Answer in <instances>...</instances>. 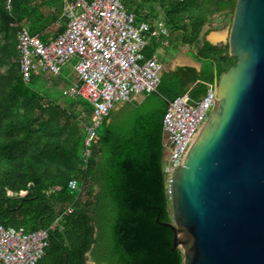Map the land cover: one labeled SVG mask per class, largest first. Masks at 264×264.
<instances>
[{
    "label": "trees",
    "instance_id": "1",
    "mask_svg": "<svg viewBox=\"0 0 264 264\" xmlns=\"http://www.w3.org/2000/svg\"><path fill=\"white\" fill-rule=\"evenodd\" d=\"M135 1L121 0L137 20H145ZM154 1L169 31L168 50L186 47L201 67L162 70L156 91L110 110L92 145L85 195L74 212L50 228L73 198L66 184L78 170L91 109L82 101L80 112L71 110L74 100L58 102L37 86L34 73L24 79L20 72L19 26L46 33L62 17L63 0H0V69L9 65L0 70V223L49 230L37 264H86L87 252L96 264H182L172 230L159 223L171 220L162 168V117L170 100L182 93L201 97L215 76L235 64L226 45L204 39L195 50L194 43L215 16L232 13L236 0ZM144 54L150 56L152 50ZM55 184L62 185L61 191L47 196L44 191Z\"/></svg>",
    "mask_w": 264,
    "mask_h": 264
},
{
    "label": "water",
    "instance_id": "2",
    "mask_svg": "<svg viewBox=\"0 0 264 264\" xmlns=\"http://www.w3.org/2000/svg\"><path fill=\"white\" fill-rule=\"evenodd\" d=\"M231 15L236 62L214 78L211 110L170 174L171 220L159 222L182 264H264V0H236Z\"/></svg>",
    "mask_w": 264,
    "mask_h": 264
},
{
    "label": "built area",
    "instance_id": "3",
    "mask_svg": "<svg viewBox=\"0 0 264 264\" xmlns=\"http://www.w3.org/2000/svg\"><path fill=\"white\" fill-rule=\"evenodd\" d=\"M63 2L65 27L54 38L44 41L24 25L16 32L22 77L28 79L38 66L58 74L63 63L75 58L79 83L73 89L75 95L91 107V114L84 123L78 170L66 184L73 198L57 214L50 228L58 226L65 215L74 212L77 201L86 193L85 171L104 118L116 104L138 101V96L156 91L164 69L155 55L144 54L148 21L137 20L121 0ZM6 6L10 8L9 2ZM214 97L215 89L211 86L199 98L182 93L167 103L162 117L168 140L163 160L170 168L169 175L165 176L167 188L172 169L183 163L211 110ZM164 142L165 139L163 146ZM61 189L62 185L55 184L44 192L52 197ZM25 193L24 190L20 195ZM48 235L47 228L26 230L0 223V264H37L44 255Z\"/></svg>",
    "mask_w": 264,
    "mask_h": 264
},
{
    "label": "crops",
    "instance_id": "4",
    "mask_svg": "<svg viewBox=\"0 0 264 264\" xmlns=\"http://www.w3.org/2000/svg\"><path fill=\"white\" fill-rule=\"evenodd\" d=\"M215 17L220 18L221 19L220 21H222V20H224V18H227V15H218ZM65 23H66L65 17L62 15V17L60 18L58 23L53 25V26H50L47 29L46 33H44V34L36 33V34H38L40 36V38L43 36L44 41H49L50 39L54 38L59 32H61L63 30V28L65 27ZM148 24H149L148 31L146 32V37H147L148 42H147L145 53H147L149 50H152L151 55L157 56L156 53L160 52L161 60H163L164 58L167 60H171L173 57H175V55H174L175 53H172L170 50H168L169 45L166 43L167 40L170 38L169 33H168L169 31L167 32L168 29L164 28L166 34H163V32H161L162 29L159 26H157L156 23L148 21ZM228 25H229V23L227 24V27H228ZM24 26H26L28 28L27 25H24ZM210 37H211L210 38L211 40L212 39H214V40L219 39L220 37H222V32L212 33L210 35ZM203 40H204L203 38L200 41H199V39L196 40L198 43L196 44V46L194 43V49L195 50H198L201 47ZM177 54L180 55V57L170 65L169 68L171 70L174 69L176 66H194L196 69H200L201 62L195 60L191 55H189L184 46L180 47V52H178ZM75 63H76L75 58H71L70 60L66 61L65 63L62 64L61 70L58 74L50 73L47 70H45L44 68H42L41 66H39L37 68L38 70L35 69V71L33 72L38 78L37 83H36L37 86L41 87L42 91L44 93L50 94L51 97L54 95L53 90H52V86H51L52 83H55V84L58 83V85L60 87H64V90L66 88V89L71 91L74 88V86H76L79 83L77 78H76V74H75ZM169 68H166V69H169ZM64 97H65V99H66V97H68V98H71L72 100H74L75 102L77 101L76 99H74L70 95L66 96V94H65ZM77 98H78V102L81 105V102L84 100L82 98H80L79 96H77ZM122 103L116 104L114 108L118 107ZM80 107L81 108L78 109L77 112L81 111L82 106H80ZM90 109H91V107H90Z\"/></svg>",
    "mask_w": 264,
    "mask_h": 264
},
{
    "label": "rangeland",
    "instance_id": "5",
    "mask_svg": "<svg viewBox=\"0 0 264 264\" xmlns=\"http://www.w3.org/2000/svg\"><path fill=\"white\" fill-rule=\"evenodd\" d=\"M136 3L141 4L139 6H141V13L142 15H144L146 17V21H149V22H153V23H156L157 26H159L163 32V34H166L165 33V29L166 26H164V21H163V14L159 8V5H158V2L157 1H154V0H136L135 1ZM135 4V3H134ZM127 9V7H125ZM129 10H132V8H128ZM221 19L218 18V17H215L213 18L210 22L207 23L206 25V29L207 32L204 34H202L198 39L199 41L203 38L205 39L206 37L207 38H210V35L212 33H217V32H222V37H220L219 39H212L214 42H217L219 44H222V45H226L224 44V40L226 39V35H227V30L229 28V25H230V22H231V13L230 14H227V18H224V20L220 21ZM230 20V21H229ZM229 23L228 27H227V24ZM168 32V30H167ZM197 39V40H198ZM198 42L196 41L195 42V46ZM186 48V47H185ZM171 51V50H170ZM180 52V51H178ZM178 52H175V57H173L171 60H167V59H163L161 60V54L160 52H157L156 53V57H157V60L159 61L160 65L164 68H169L170 65L175 61L177 60L180 55H178L177 53ZM160 59V60H159ZM39 67V66H38ZM9 68V65H6V66H3L1 67V71L3 70H7ZM36 70L37 67H36ZM44 73V72H43ZM39 76V75H38ZM52 90H53V98H55L57 96V99L58 102L60 103H63L64 104V101H65V97L64 95L66 94V96L70 95L71 97H73L74 99H76L77 101L75 102V104L73 106L70 107L71 110H74L77 112L78 109H80L81 105L80 103L78 102V98L77 96L75 95V91L74 89H72L71 91L66 89L64 90V87H60L57 84L55 83H52ZM142 97L141 96H138L137 97V100H141ZM66 105V104H65ZM115 107V106H114ZM113 107V108H114ZM77 108V109H76ZM162 168H163V171H164V174L165 176H168L169 175V171H170V168L167 166V163L165 162V160L162 161ZM26 191V190H25ZM169 211H170V214H171V208H170V205H169ZM87 264H93V262L88 258L87 261H86Z\"/></svg>",
    "mask_w": 264,
    "mask_h": 264
},
{
    "label": "flooded vegetation",
    "instance_id": "6",
    "mask_svg": "<svg viewBox=\"0 0 264 264\" xmlns=\"http://www.w3.org/2000/svg\"><path fill=\"white\" fill-rule=\"evenodd\" d=\"M90 256H91V255L89 254L88 258L93 262V264H96L95 261L92 260ZM102 264H106V263H102Z\"/></svg>",
    "mask_w": 264,
    "mask_h": 264
},
{
    "label": "bare ground",
    "instance_id": "7",
    "mask_svg": "<svg viewBox=\"0 0 264 264\" xmlns=\"http://www.w3.org/2000/svg\"><path fill=\"white\" fill-rule=\"evenodd\" d=\"M211 38V37H210Z\"/></svg>",
    "mask_w": 264,
    "mask_h": 264
}]
</instances>
